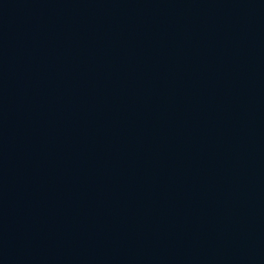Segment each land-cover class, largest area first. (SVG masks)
Returning <instances> with one entry per match:
<instances>
[{
  "label": "water",
  "instance_id": "water-1",
  "mask_svg": "<svg viewBox=\"0 0 264 264\" xmlns=\"http://www.w3.org/2000/svg\"><path fill=\"white\" fill-rule=\"evenodd\" d=\"M0 264H264V0H0Z\"/></svg>",
  "mask_w": 264,
  "mask_h": 264
}]
</instances>
